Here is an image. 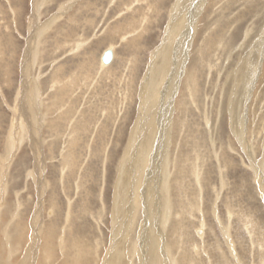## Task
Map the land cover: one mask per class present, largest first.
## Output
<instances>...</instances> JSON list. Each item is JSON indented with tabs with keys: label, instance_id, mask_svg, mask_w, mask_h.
<instances>
[{
	"label": "rangeland",
	"instance_id": "1",
	"mask_svg": "<svg viewBox=\"0 0 264 264\" xmlns=\"http://www.w3.org/2000/svg\"><path fill=\"white\" fill-rule=\"evenodd\" d=\"M177 1L0 0V264H102L115 228L118 166L123 153L131 152L128 141L139 115V82ZM186 3L183 25L191 18L192 29L183 26V40H170L181 61L168 73L177 85L167 123L175 124L162 144L169 141L164 155L173 160L162 169L181 176L170 180L173 206L165 231L182 224L190 240L181 247L201 264H264V0ZM256 43L255 68L237 110L230 81L245 50ZM38 45L41 55L34 61ZM110 46L113 60L102 66L100 55ZM27 48L26 65L32 75L39 73L40 87L60 68L62 81L50 90L42 85L47 110L32 107L24 132L14 105ZM185 70L195 73L192 96ZM30 89L25 101L32 103L38 94ZM46 118L54 121L53 130ZM161 131L156 152L164 147L157 144ZM153 154L149 150V160ZM149 167L139 170L141 184ZM139 209L137 232L144 221ZM163 221L162 214L155 216L157 231H164Z\"/></svg>",
	"mask_w": 264,
	"mask_h": 264
},
{
	"label": "bare ground",
	"instance_id": "2",
	"mask_svg": "<svg viewBox=\"0 0 264 264\" xmlns=\"http://www.w3.org/2000/svg\"><path fill=\"white\" fill-rule=\"evenodd\" d=\"M195 1H198V0H195ZM199 6H200V3L199 2L196 3V5H195L196 9ZM228 6H231V5H228ZM186 10H187L186 0H178L177 4H175L172 7V13L170 14V18L168 21V28L165 30V36H164L161 44L159 45V47L151 55L152 60L148 64V67L146 68L147 70L144 74L142 81L139 82V98H141L139 115H137L135 125L132 127V130H131L132 133H131V136H130L129 141H128L129 145H131L129 147L131 152H124L123 153L120 164L118 166V168H119L118 174L119 175L117 176L116 185L114 187L115 188V194H114L115 195V199H114L115 202L113 203L114 204V206H113V212L114 213H113V216H111L115 220L114 221L115 222L114 223L115 228L112 231V236H111L112 241L110 243L111 245H109V247L107 246L108 248H107L106 253L104 255V259L102 261V264H134L135 263L134 256H135V259L136 258L138 259L137 261L139 262V264H201L196 259V257L193 256V254L191 253V250L188 251L184 246L181 247L183 244L184 245L187 244L190 240V237H189L187 231H183L184 226L182 227V224H180V223L174 224V226L171 228V232L169 234H168V232L165 231V227L167 226L166 223L168 221L167 219L170 218L169 215H171L170 212H171V209L173 206V204L170 203V196L172 193V188L170 187V180L172 181V179H176L177 177L179 178L181 176V174H178V173L175 174V176H172L171 170L168 171V170L162 169L164 167H166V169L169 168L168 166L169 165L171 166L170 161L173 160L172 158H171L172 160L168 159L167 156L164 155V153L167 152V147L169 145V141L162 144L163 142L167 141L168 135L170 134L169 130L171 131V128H169V129H167V128L169 126L172 127L175 124L174 123L175 121L174 122L172 121L173 122L172 125H170L169 122H168L169 125L167 123V121H169V118L171 116V102H169V101L171 99L172 94L175 92L176 85H177V82L173 78L168 77V73H169V71H172L173 68L175 69V65L177 67V65H179L180 64L179 62L181 61L180 60L181 59L180 53L177 52L179 50L178 47H176L175 43L171 42L170 40H174L176 35L181 40H183L182 35H184L183 34L184 32L183 33L181 32V28L184 26L183 25L184 24L183 18L185 16H183V15H184V11H186ZM143 13H141L140 15H142ZM130 18H132V17H130ZM185 18H187V17H185ZM143 20H144V18H143ZM130 21H132V20H130ZM133 21L135 22V20H133ZM193 21H194L193 19L188 18V25L187 26L185 25L184 27L186 29H187V27H188V29H192L191 25H193ZM127 24L130 25V24H132V22L127 23ZM222 24H224V22L221 23V25ZM134 25H135V23H134ZM130 27L132 28V25H130ZM40 30H42V29H40ZM182 31H184V30H182ZM41 34H43V33H41ZM215 34H213V35H215ZM210 37H212V36L210 35ZM177 40H179V39H177ZM217 41H218V39H217ZM227 41L229 43V39ZM41 43L42 42H37V44L43 45V43L42 44ZM80 43L81 42L77 41V47L81 46ZM31 44L32 43L29 42L28 45L30 46ZM39 45H38V47H39ZM205 46H207V45L205 44ZM33 47L36 50L33 53V58L35 61V60H37L35 57L38 55H41V52H40L41 48L39 47V49L37 51L36 47L35 46H33ZM175 47H176V49L174 51ZM185 48H186V46H185ZM107 49H111L112 56L114 57L113 49L115 50V48L110 46ZM257 50L259 51V49H257V43H256V45H253V47L250 46L245 50L244 57L242 59L240 58V63L237 64L238 66L236 68L234 78L230 81L231 94H232V97H234L233 102L235 103V107L237 108V110L240 109L239 101H240L241 97L244 96L243 94L245 93V88L249 84L250 74L253 73V69L255 68L254 62L256 60V55L258 54ZM185 51H187V48ZM103 52L100 55V60H101V56H102ZM30 55H31L30 48L29 49L27 48L26 52L23 54V57H22V62H23L22 63V69H21L22 80L20 82L21 83L20 88H19L20 90L18 91L19 95L18 96L16 95L18 102L14 105V110L16 109L15 112L17 113L15 115V119H19V124H20L21 128H22V125H24V123H25V127L23 129L20 128L24 132H26L25 130L29 129V122L27 119H29L28 116L31 115L34 111V109L32 110V107H35L37 105L36 108L37 107L41 108V106L44 105V106H42V108L46 107V110H47V104H48L47 98H49V95L46 94L45 96H41L42 85L44 84L48 88L47 90H50L57 83H59V82L61 83V81H62V79H60L61 76H59V74L62 72V69L60 68L56 72H53L51 74V77H50L51 80L49 81L50 82L49 85L48 84L46 85L45 82L44 83L40 82L41 83V87H40L38 85L39 82L38 83L36 82L38 78L41 79L39 73H38L39 76L38 75L37 76L32 75L31 70H30L31 65H30V68H28L29 64L26 65V62H28ZM111 60H113V58ZM40 61H39V63H40ZM35 63H37V62H35ZM84 63H85V61H84ZM93 63H96V62L93 61ZM192 63L197 64L198 61L195 60ZM101 65L106 66L103 64L102 60H101ZM25 70H26V72H25ZM180 71H182V70H180ZM81 73H82V70H81L80 74ZM88 76H91V74ZM26 78H28V82H26ZM70 78H72V76ZM73 78L75 79V77H73ZM66 79L67 78H65L64 80H66ZM77 79L78 78L76 77L75 82ZM51 83H52V85H51ZM72 83H73V81L71 80L67 88L70 89L71 88L70 84L72 85ZM184 84L186 85L185 86L186 91L188 92L189 95L192 96V94H191L192 88L195 87V85H196L195 73L193 72V70H191V71L185 70ZM44 85H43V87H45ZM30 87L34 89V94H36V93L38 94V99H37V101L34 100V102H32L33 104L31 102L29 103L28 100L25 101L26 97L28 96V94H25V91H26V89L29 90ZM59 87L62 88L61 85ZM69 89H67V91ZM160 91H162V92H161L160 96H158ZM64 92H65V90H64ZM68 92H66V94ZM29 94H30V92H29ZM70 94H68V95H70ZM25 95H27V96H25ZM183 95H184V92L179 93L178 100ZM51 96H52V98H51ZM51 96H50V100L53 99L55 96H57L56 99L59 97L58 94L54 95V97H53V95H51ZM195 98H197V97H195ZM153 106H155L153 111L149 112L148 111L149 108L150 107L153 108ZM168 106H169V111L166 112L165 110H168ZM74 107H75V105H74ZM225 108H227V107H225ZM64 111L65 110H63V112ZM156 113L158 114L157 117H156ZM48 118H46V119L50 120ZM25 119L27 120L26 122L24 121ZM156 119H158V121H156ZM29 120H31V119H29ZM170 120H171V118H170ZM35 121L37 122V124L41 123L40 119H35ZM22 122H24V123L22 124ZM153 123H155V124H153ZM43 124H44V126L46 125L45 123H43ZM48 128H50V130H53L54 121H52V120L48 121ZM158 129L162 130L160 135H159V138H160L159 140L161 141V145H160V141H158V143H157L159 146H162V145L164 146L161 148V152L160 151L156 152V150H155L156 148L155 149L153 148L155 146L153 143L156 142L155 139H156V136L158 134L157 133ZM33 130H35V129H33ZM9 139L12 140L11 137ZM35 142H37L36 138H35ZM10 144H11V142H10ZM34 145H37V143L36 144L34 143ZM47 145H48V143H47ZM37 147L39 148V146H37ZM38 148H36L35 151L38 150ZM151 148H153V149H151ZM162 149L164 151H162ZM149 150L151 152L152 151L154 152L152 160L151 159L149 160ZM187 154H188V152H187ZM189 160H191V159H189ZM125 162H126V164H124ZM148 164H150L149 173L145 174L146 177L144 179L143 184H141V182H140L141 174H139L141 172L139 170H141V168L145 167ZM151 169H152V171H151ZM33 173H35V172H33ZM131 174L133 176V182H130L131 181ZM195 176L197 177V174H195ZM139 188H141V190H139ZM141 199H144V200H142V203L140 201ZM161 202H162V204H161ZM140 206L141 207L143 206L144 221L139 226L140 229L137 232L136 231L137 229L134 228V226L136 227V225H137L136 221H135V219H136L135 217H137L138 210L140 211V209H139ZM157 214H158V216H159V214H162L164 219H165V221H163V224H165V225H163V224L162 225L160 224V225L162 226V229L166 233L164 231H157L155 228V225L153 224V221H154L155 216ZM171 225H173V224H171ZM54 227L55 226H53V228H51V229L49 228L50 233H49L47 239H50V237L52 236V234L54 232ZM166 229H168V226L166 227ZM48 249L49 248L46 247V248H44V251L46 252ZM192 249H193V251L198 250L196 247L192 248ZM225 261H226V259H225ZM22 264H24V262ZM25 264H31V263H27V261L25 260Z\"/></svg>",
	"mask_w": 264,
	"mask_h": 264
},
{
	"label": "water",
	"instance_id": "3",
	"mask_svg": "<svg viewBox=\"0 0 264 264\" xmlns=\"http://www.w3.org/2000/svg\"><path fill=\"white\" fill-rule=\"evenodd\" d=\"M112 58L111 49H106L101 56V60L104 64H109Z\"/></svg>",
	"mask_w": 264,
	"mask_h": 264
}]
</instances>
